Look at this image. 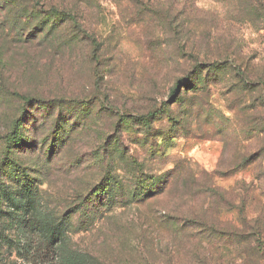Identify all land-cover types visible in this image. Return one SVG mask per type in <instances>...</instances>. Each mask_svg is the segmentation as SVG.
Masks as SVG:
<instances>
[{"label": "rangeland", "instance_id": "rangeland-1", "mask_svg": "<svg viewBox=\"0 0 264 264\" xmlns=\"http://www.w3.org/2000/svg\"><path fill=\"white\" fill-rule=\"evenodd\" d=\"M0 264H264V0H0Z\"/></svg>", "mask_w": 264, "mask_h": 264}, {"label": "trees", "instance_id": "trees-1", "mask_svg": "<svg viewBox=\"0 0 264 264\" xmlns=\"http://www.w3.org/2000/svg\"><path fill=\"white\" fill-rule=\"evenodd\" d=\"M52 242H53V241H50V240H49V241H48V244H51Z\"/></svg>", "mask_w": 264, "mask_h": 264}]
</instances>
